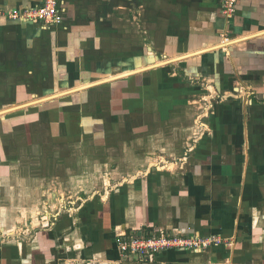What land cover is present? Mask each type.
Segmentation results:
<instances>
[{"label": "crops", "instance_id": "1", "mask_svg": "<svg viewBox=\"0 0 264 264\" xmlns=\"http://www.w3.org/2000/svg\"><path fill=\"white\" fill-rule=\"evenodd\" d=\"M221 5L0 17V264H264V0L228 21ZM162 232L223 243L149 262L118 249Z\"/></svg>", "mask_w": 264, "mask_h": 264}, {"label": "built area", "instance_id": "2", "mask_svg": "<svg viewBox=\"0 0 264 264\" xmlns=\"http://www.w3.org/2000/svg\"><path fill=\"white\" fill-rule=\"evenodd\" d=\"M238 10V0H222L221 13L224 18L233 20ZM0 17L10 20L23 21L27 23L40 24L42 26L61 25L64 21L63 14L59 9V0H43L42 4L36 7L22 10L0 11ZM233 40L226 38L223 42ZM223 242L214 237H178L169 236L162 232L155 237H119L117 239L118 249L124 258H136L142 261H154L157 254L168 250H191L202 251L212 246L221 245Z\"/></svg>", "mask_w": 264, "mask_h": 264}, {"label": "water", "instance_id": "3", "mask_svg": "<svg viewBox=\"0 0 264 264\" xmlns=\"http://www.w3.org/2000/svg\"><path fill=\"white\" fill-rule=\"evenodd\" d=\"M236 42H238V41H235V42H232L231 44H233V43H236ZM230 44V45H231ZM222 47H225V45H223V46H221V48ZM182 58H178V59H174V60H170L169 62H166V64H171V63H174V62H178L179 60H181ZM103 83V82H102ZM81 89H83V88H81ZM80 89V90H81ZM31 105V104H30ZM29 106V105H28Z\"/></svg>", "mask_w": 264, "mask_h": 264}, {"label": "bare ground", "instance_id": "4", "mask_svg": "<svg viewBox=\"0 0 264 264\" xmlns=\"http://www.w3.org/2000/svg\"><path fill=\"white\" fill-rule=\"evenodd\" d=\"M65 95V94H64Z\"/></svg>", "mask_w": 264, "mask_h": 264}]
</instances>
